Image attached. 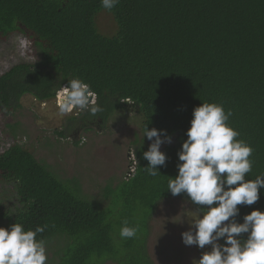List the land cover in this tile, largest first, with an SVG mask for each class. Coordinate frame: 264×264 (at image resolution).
I'll list each match as a JSON object with an SVG mask.
<instances>
[{
  "label": "trees",
  "instance_id": "16d2710c",
  "mask_svg": "<svg viewBox=\"0 0 264 264\" xmlns=\"http://www.w3.org/2000/svg\"><path fill=\"white\" fill-rule=\"evenodd\" d=\"M106 20L115 21L111 36L100 30ZM15 34L32 41L39 58L0 76L1 114L18 112L26 95L53 103L62 86L79 78L102 111L74 110L59 137L78 147L81 132L105 130L116 112L140 119L141 133L130 144L134 171L103 187L105 204L24 146L0 150V187L14 191L0 196V222L26 230L46 225L37 239L46 247L59 241L48 264H156L149 241L157 210L172 198L192 202L186 193L173 196L167 184L178 174L193 109L203 102L231 110L237 139L253 147L246 179L264 175V0H120L111 11L101 0H0V42ZM146 126L172 137L156 176L143 157ZM193 205L201 213L207 207ZM238 207L240 222L253 209L264 211V189L258 202ZM125 220L138 229L136 237H120Z\"/></svg>",
  "mask_w": 264,
  "mask_h": 264
},
{
  "label": "clouds",
  "instance_id": "9594fccd",
  "mask_svg": "<svg viewBox=\"0 0 264 264\" xmlns=\"http://www.w3.org/2000/svg\"><path fill=\"white\" fill-rule=\"evenodd\" d=\"M120 0H101L111 11ZM61 115L77 111H102L97 94L79 78H73L57 92ZM231 110L223 104L203 102L192 112L190 127L178 151V174L168 180L173 196L186 193L198 206H207L192 227L181 233L185 246L204 251L197 264H264V211L253 209L237 220L240 206L259 201L264 189V175L246 179L251 173L254 149L247 141L237 139L240 133L229 124ZM151 141L143 157L149 162L146 170L156 176L158 166H166L167 156L161 151L164 143H172L166 130L145 127L144 137ZM47 226L25 229L23 224L0 227V264H47L46 241L37 239ZM138 229L125 220L120 229L122 239L136 237ZM246 234V238H245ZM222 241V242H221Z\"/></svg>",
  "mask_w": 264,
  "mask_h": 264
},
{
  "label": "rangeland",
  "instance_id": "374dc122",
  "mask_svg": "<svg viewBox=\"0 0 264 264\" xmlns=\"http://www.w3.org/2000/svg\"><path fill=\"white\" fill-rule=\"evenodd\" d=\"M100 30L103 35H113L115 21H102ZM26 38L15 34L8 41L0 42V76L17 64L35 62L39 58L36 46ZM69 114L59 113L57 96L55 102L41 105L32 96H24L18 112L11 116L0 113V150L5 151L13 143L24 146L61 178H78L90 200L105 204L103 187L134 171L135 158L130 144L141 133L140 119L129 111L116 112L105 130L81 132L80 145L76 147L73 139L57 134L64 128ZM165 145L168 143H164L161 150ZM11 194L14 191L10 186L0 187V196ZM199 216L202 213L186 199L172 198L160 205L149 241V251L156 264H197L202 253L210 250V246L199 249L182 242L181 233L192 227ZM0 227H4L1 222ZM58 242L46 247L47 264Z\"/></svg>",
  "mask_w": 264,
  "mask_h": 264
}]
</instances>
